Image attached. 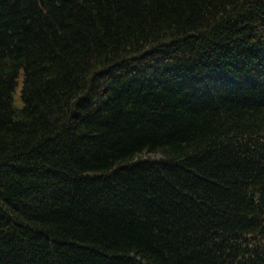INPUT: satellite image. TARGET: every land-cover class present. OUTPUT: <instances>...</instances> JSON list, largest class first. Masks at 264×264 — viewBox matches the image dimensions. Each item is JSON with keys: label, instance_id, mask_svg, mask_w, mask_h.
<instances>
[{"label": "trees", "instance_id": "obj_1", "mask_svg": "<svg viewBox=\"0 0 264 264\" xmlns=\"http://www.w3.org/2000/svg\"><path fill=\"white\" fill-rule=\"evenodd\" d=\"M0 264H264V0H0Z\"/></svg>", "mask_w": 264, "mask_h": 264}, {"label": "rangeland", "instance_id": "obj_2", "mask_svg": "<svg viewBox=\"0 0 264 264\" xmlns=\"http://www.w3.org/2000/svg\"><path fill=\"white\" fill-rule=\"evenodd\" d=\"M18 89H19V88H18V87H16V91H18Z\"/></svg>", "mask_w": 264, "mask_h": 264}]
</instances>
